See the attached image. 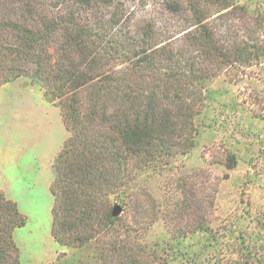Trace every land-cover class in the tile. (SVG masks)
<instances>
[{
  "label": "trees",
  "instance_id": "obj_1",
  "mask_svg": "<svg viewBox=\"0 0 264 264\" xmlns=\"http://www.w3.org/2000/svg\"><path fill=\"white\" fill-rule=\"evenodd\" d=\"M246 9L231 0H0V85L38 83L68 132L50 186L58 243L94 242L97 264H168L142 236L160 213L173 238L210 230L218 185L206 171L181 179L164 213L131 184L195 146L204 80L264 60V37L240 33ZM26 222L0 190V264H22L15 231ZM257 226L260 243L242 233L229 251L238 257L211 264H264V213Z\"/></svg>",
  "mask_w": 264,
  "mask_h": 264
},
{
  "label": "rangeland",
  "instance_id": "obj_2",
  "mask_svg": "<svg viewBox=\"0 0 264 264\" xmlns=\"http://www.w3.org/2000/svg\"><path fill=\"white\" fill-rule=\"evenodd\" d=\"M231 1L247 8L240 19L233 15L246 33L242 37H264V0ZM202 86L206 102L196 119L195 146L131 184L146 190L162 213L180 198L179 181L196 179L192 173L206 171L201 177L218 185L209 231L173 238L160 213L142 235L168 264L219 263L223 255L238 257L229 251L241 245L240 234L252 242L262 239L257 218L264 213V60L226 67ZM67 136L59 107L38 83L23 76L0 85V190L27 217L15 231L22 264H97L94 242L62 245L51 231L53 164Z\"/></svg>",
  "mask_w": 264,
  "mask_h": 264
},
{
  "label": "water",
  "instance_id": "obj_3",
  "mask_svg": "<svg viewBox=\"0 0 264 264\" xmlns=\"http://www.w3.org/2000/svg\"><path fill=\"white\" fill-rule=\"evenodd\" d=\"M122 212V208L120 207V205H118V204H116L115 206H114V215H119L120 213Z\"/></svg>",
  "mask_w": 264,
  "mask_h": 264
},
{
  "label": "crops",
  "instance_id": "obj_4",
  "mask_svg": "<svg viewBox=\"0 0 264 264\" xmlns=\"http://www.w3.org/2000/svg\"><path fill=\"white\" fill-rule=\"evenodd\" d=\"M18 158L16 157V160H17Z\"/></svg>",
  "mask_w": 264,
  "mask_h": 264
}]
</instances>
